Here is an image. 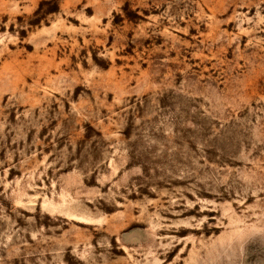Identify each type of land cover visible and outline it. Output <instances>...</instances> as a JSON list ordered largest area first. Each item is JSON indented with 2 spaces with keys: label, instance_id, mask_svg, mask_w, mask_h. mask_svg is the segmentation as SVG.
Segmentation results:
<instances>
[{
  "label": "rangeland",
  "instance_id": "1",
  "mask_svg": "<svg viewBox=\"0 0 264 264\" xmlns=\"http://www.w3.org/2000/svg\"><path fill=\"white\" fill-rule=\"evenodd\" d=\"M0 264H264V0H0Z\"/></svg>",
  "mask_w": 264,
  "mask_h": 264
}]
</instances>
